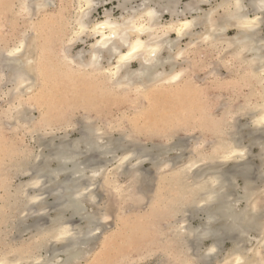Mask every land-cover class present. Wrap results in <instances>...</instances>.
Returning <instances> with one entry per match:
<instances>
[{"label": "bare ground", "instance_id": "1", "mask_svg": "<svg viewBox=\"0 0 264 264\" xmlns=\"http://www.w3.org/2000/svg\"><path fill=\"white\" fill-rule=\"evenodd\" d=\"M110 1L118 3L121 15L115 18L108 10L104 19L95 20L92 12L99 3L95 0H72L75 8L71 18L66 20L69 32L67 37L73 27L79 26L76 22L81 21L89 31L77 41L83 37L93 39L88 51L79 50L80 52L71 54L72 46L67 44L65 37L61 41V54L57 53L56 56L55 53V57L52 56L55 63H50L49 54L36 53L34 42L27 43V39L25 41L23 38L19 41L26 43L22 54L8 56V52L19 42L0 53V95L6 99L3 101L7 105L2 111L0 129L9 124L17 133L29 131L28 135L34 142L31 148L23 144L12 149L0 142V146H3L1 149L6 147L5 156L0 159V264H79L86 256H90L86 247L95 246L98 240L96 231L100 229V219H104L103 212L109 213V208L113 205L112 197H122L125 202L129 200L136 210L141 211L135 210V216L119 219L111 233L103 234L99 251L97 249L101 257L112 250L124 255L128 253L127 248L132 247V251L141 252L145 250L143 247L154 245L158 250L170 249V253H167L171 255H168L170 260L165 258L164 251L161 255L166 260L161 258L159 264H237V261L239 264H264V123L261 122L264 120V23L258 20L251 28L242 24L243 21L256 18L264 20V5L261 0H240V8L236 7V0ZM182 1L186 3L181 5ZM17 2L19 12L21 10L26 16H32L34 12L45 15L53 5V1L50 3L49 0ZM12 5L10 8H13ZM14 6L16 7L15 4ZM206 6L210 8L206 9ZM67 7H70L69 3ZM20 13L18 17L22 16ZM165 15L169 19L163 21ZM185 22L190 27L178 36L172 29H178ZM98 23H107L109 27L92 33L90 28ZM113 25L115 27H111ZM141 25L143 31L137 32L136 29ZM114 31L115 37L112 36ZM101 33L108 37L105 42L107 47L96 43L101 39ZM205 36L209 37L207 41ZM137 40L143 47L133 58L121 63L117 71L115 65L120 56L129 51L130 45ZM183 40L187 41L185 48L181 46ZM65 48L74 64L65 61L62 55ZM152 48L158 49L155 56L150 53ZM201 49L214 53L206 55L216 57L211 64L214 66L212 72L216 74L213 75V80L217 75H220V79L221 76L224 77L222 71L227 69L237 76L233 77L236 78L233 79L236 83L240 81L243 88L249 89V93L244 96L245 100L239 102L241 104L233 106V102V105L227 107L226 103H222L223 109L220 107L218 119L204 114L206 110L197 102V97L186 99V94L181 90L180 94L170 91L181 89L185 83L189 85L185 74L189 68H193L195 62L191 53L194 52L197 58ZM49 50L51 47L47 53ZM189 52L191 53L188 54ZM93 56L96 57L95 60ZM29 61L32 63L29 64ZM108 69L116 71V76L109 75ZM177 72H183L184 75L179 81H172L171 77ZM56 76L66 85L80 84L87 89L89 95L95 96H82L85 91L82 89L81 93L78 92V101H63V93L66 96L68 88L59 89L56 85L55 88L49 87L46 82ZM165 93L172 99L176 93L178 98L184 100L182 109L178 105L180 113L176 112L171 101L167 100V104L163 100V104H166L163 108L162 104L155 101L157 96L161 98ZM131 94L139 99L154 101L149 109L153 119L151 116L150 119L144 117L145 113L141 108L138 109L141 110L137 116L139 119L129 118L132 120L130 123L133 122V126L138 129L144 126L145 130H150L145 133L149 134L151 130L166 125L165 129L169 130L173 125L176 129L187 123V126L195 123L194 126L198 125L199 128L204 123L214 139L208 143V147L203 140L206 143L204 148H201L202 144L199 142L193 144L188 158L183 159L184 156L182 158L180 155L171 158L172 153L183 148L180 143L170 147L162 144L163 146L149 149L139 146L134 138L132 141L135 142H130L135 134L133 130V135L128 132L129 135L127 133L122 136L125 132H119L120 137L113 136L117 127L120 129L123 124L126 125L123 123L125 120L119 122L120 119L117 118L118 123L108 121L106 124L105 121L106 125L100 126L94 115L91 117V113H88L74 126L76 120L74 124L71 121L72 125V118L69 119L71 114L67 116L68 109L98 112L101 103H108L103 99L111 96H115V99L129 95L133 100L137 98L131 97ZM132 102L135 103V100ZM35 110L39 111V117L32 114ZM167 112H176L173 116L169 115V122L162 118ZM168 124L171 126L168 127ZM177 124L181 126L178 127ZM70 129L77 131V138H71L73 131L70 133ZM174 132L173 130V134L164 136L173 137ZM151 133L153 136L154 131ZM110 154L115 156L111 160L114 163L102 167L101 171L98 161ZM8 156L10 159L7 164L5 159ZM125 156L128 157L127 160L124 159ZM226 156H230V159L226 160ZM148 161L153 162L157 177L150 180L151 188L147 189L145 186L149 182L146 181L150 177L146 178L143 166ZM23 178L26 180H21ZM100 178L101 181L98 182ZM13 179L18 180L13 184ZM123 179H130L126 188ZM100 188L109 197L104 206L99 203ZM144 202L147 210L142 211L145 208ZM88 205L93 208L91 213L86 211ZM68 215L85 224L78 226L80 223L77 222V228L74 227ZM46 216L47 222L42 223L41 220ZM29 219H33V223L28 225ZM13 231L20 234L30 231L27 245L22 240L23 245L14 239L15 243L8 242ZM150 231L161 236L157 242H153L155 236L153 241L148 240L146 233ZM62 232H65L63 238L57 241L55 237ZM56 244L61 247H56ZM150 250H153L152 247ZM151 251L150 254L154 256ZM96 252L86 258L87 264H98L101 261L99 256L94 255ZM145 254L147 256V252ZM114 258L116 260L115 256Z\"/></svg>", "mask_w": 264, "mask_h": 264}, {"label": "rangeland", "instance_id": "2", "mask_svg": "<svg viewBox=\"0 0 264 264\" xmlns=\"http://www.w3.org/2000/svg\"><path fill=\"white\" fill-rule=\"evenodd\" d=\"M4 1V2H3ZM18 0H13V2H12V0H10V1H8V0H0V4H2V5H0V8H2L1 10H0V53L2 52H4V50H7L8 48H9V46H10V48H11V46L13 45V47H14V45H16V43L17 42H19L20 40H22V38H23V40L25 39V41H26V39H27V43H29V41H31V42H34V45H36L35 46V50L37 51L36 53H38V54H49V57H51L50 58V63H55V60H53V57H55V55H53V54H55L56 53V56H57V53H59V54H61L60 52V49L62 48V39H64L65 37H67V35H68V29H66V28H68V19L69 18H71L70 17V15L72 16L73 15V13H74V10H73V8H75L74 7V3L72 2V0H61V2H60V0H51V1H53L52 3H53V5L47 10V11H49V12H47L45 15H43V14H41V15H38V14H36L35 12H34V14H33V12L31 13V14H33L32 16H30V15H27L26 16V13L24 14L23 12H21V10H20V12H19V9H18V5H19V2H17ZM51 1L49 0V2L51 3ZM71 1V2H70ZM69 3V6L70 7H67V5H68V3ZM95 2L96 3H99V4H97V6L96 7H94V11L92 12V18L93 19H95V20H102V19H104V17H105V13H106V11H111L112 12V16L113 17H115V18H117V17H119L120 15H121V10L118 8V3L116 2V1H110V0H95ZM103 2H105V3H103ZM186 3V1H182L181 2V5H183V4H185ZM11 4H13L12 5V7L13 8H10L11 7ZM14 4L16 5V7L14 6ZM18 4V5H17ZM73 4V5H72ZM62 5V6H61ZM64 5V6H63ZM72 6V7H71ZM63 7V8H62ZM65 7H67L66 9L68 10H66L65 9ZM9 8V9H8ZM72 8V9H71ZM206 9H209L210 7L209 6H206L205 7ZM17 9H18V12H17ZM64 9V10H63ZM5 11V12H4ZM62 11V12H61ZM10 12V13H9ZM67 12V13H66ZM72 12V13H71ZM15 14L14 16H13V14ZM18 13H20V16H21V14H22V16L21 17H18L17 15H19ZM56 13V14H55ZM70 13V14H69ZM58 14H61L60 16L58 15ZM65 14H67V15H65ZM43 15V16H42ZM47 15V17H45ZM50 15V16H49ZM63 16V17H62ZM42 17V18H41ZM69 17V18H68ZM45 18H47V19H45ZM65 18V19H64ZM68 18V19H67ZM30 19V20H29ZM60 19V20H59ZM62 19V20H61ZM169 19V16H166L165 15V17H164V20L163 21H166V20H168ZM28 20H29V22H28ZM67 20V21H66ZM49 21H51V22H49ZM53 21V22H52ZM27 22V23H26ZM31 22V23H30ZM43 22V23H42ZM49 22V23H48ZM33 23H34V25H33ZM44 23H45V25H44ZM40 24H42V25H40ZM50 24H51V26H50ZM54 24V25H53ZM10 26H12V27H10ZM30 26V27H29ZM34 27L33 28V30H32V27ZM53 26V27H52ZM31 28V29H30ZM49 29V30H46V29ZM43 29V30H42ZM29 30H31V31H29ZM40 31V32H39ZM47 32L48 34H46L45 32ZM50 31V32H49ZM34 32V33H33ZM52 32V33H51ZM54 32V33H53ZM55 32H56V34H55ZM25 33V34H24ZM61 33V34H60ZM231 33V35H233V32H230ZM24 34V35H23ZM46 34V35H45ZM52 36V34H53V36L51 37L50 35ZM59 34H60V36H59ZM48 35V36H47ZM65 35V36H64ZM262 35H264V32H263V34ZM23 36V37H22ZM46 36V37H45ZM48 38L47 40L45 39V38ZM54 37H56V38H54ZM20 38V39H19ZM49 38H51V39H49ZM60 39V40H58V39ZM86 38V39H85ZM172 38H174V36H172ZM41 39V40H40ZM56 39V40H55ZM44 40V41H43ZM82 40H84V41H82ZM82 40H79V41H77V43H74L73 45H71L72 47H71V54L73 53V54H76L77 52H80V51H88L89 49H90V43H92L94 40L93 39H91V38H87V37H83L82 38ZM89 40H90V42H89ZM186 40H183L182 42H181V46L182 47H186ZM36 43V44H35ZM59 43V44H58ZM26 44V43H25ZM45 45V46H44ZM48 46V48H46L47 46ZM61 45V46H60ZM37 47V48H36ZM41 47V48H40ZM51 47V50H49V52L47 53V51H48V49ZM61 47V48H60ZM55 50V51H53V50ZM38 50H41V51H38ZM44 50V51H43ZM80 50V51H79ZM203 52V53H202ZM207 51V49L206 50H204V49H201V51L200 52H198L197 53V55H198V57L196 58V56L194 55L195 53L193 52V53H191V52H189L188 54H193V55H191V57H192V59H194L195 58V62H194V64H193V68L191 67V68H189V70H188V72H186L187 74H185V79L187 80L188 79V84L189 85H187L186 83L184 84V85H186V87H184V85L182 86L184 89H186V91H184V89L182 88V87H180L181 89H178V88H176V89H173V90H170V91H175V92H178L177 94H180L181 92H180V90L182 91V93H185L186 94V99H192L193 97H197V102L203 107V108H205V110H206V112L204 113L206 116H211V118H219L220 117V111H221V108H222V103L224 104V103H226L225 105H227V107L230 105V104H232L233 102H234V104L235 105H233V106H236V104H241L242 103V101L243 100H245L244 98V96H246L248 93H249V89L246 87H244L243 88V84H241V82L239 81V83H240V86H237V85H239V83L237 82H235L233 79H236L237 78V76H234L233 74H231V73H229L228 72V70L227 69H225V70H223L222 71V73H223V75H224V77H222L221 76V79L219 78L220 77V75H217V77L216 78H214V80H213V77L214 76H216V74H215V72H212L214 69V66L213 65H211V64H213L214 63V61H215V59H216V57H215V55L214 56H209V55H206V54H214V53H211V52H208ZM50 54H52L51 56H50ZM53 56V57H52ZM41 57H43V56H41ZM213 57H215V58H213ZM204 58V59H203ZM52 61V62H51ZM187 67V66H186ZM211 67H212V69H211ZM136 68V67H135ZM188 68V67H187ZM229 73V74H228ZM50 75H51V73H50ZM214 75V76H213ZM189 76H190V78H189ZM233 77H236V78H233ZM194 80H192V79ZM228 78V79H227ZM52 79V80H51ZM50 80L51 81H46L47 82V84L49 85V87H52V86H54V88H55V85H56V87L58 86V88L59 89H61V87L62 88H65V87H67L68 89L66 90V96H64V93H63V101H65V102H68V101H71V100H73V101H78V97H77V95H78V92H82V89H84L85 91L83 92V94H82V96H87V95H89L88 93H87V89H85L83 86H81L80 84H73V85H66V83L65 82H60V80H58V76H56V77H52ZM55 79V80H54ZM220 81H219V80ZM223 79V80H222ZM192 80V81H191ZM218 80V81H217ZM222 80V81H221ZM54 81V82H53ZM191 81V82H190ZM232 81H234V82H232ZM193 82V83H192ZM64 83V84H63ZM237 84V85H236ZM193 85V86H192ZM232 85V86H231ZM1 86V85H0ZM70 86V87H69ZM195 86V87H194ZM75 87V88H74ZM242 88V89H240V88ZM189 88V89H188ZM196 88H198V89H196ZM239 88V89H238ZM196 89V90H195ZM200 89V90H199ZM248 89V90H247ZM169 91V92H170ZM194 91V92H193ZM195 91H196V96H195ZM197 91H198V93H197ZM72 92V94H70L69 95V93H71ZM168 92V93H169ZM180 92V93H179ZM188 92V93H187ZM190 92H192V95H194V96H192V95H190ZM241 92H242V95H241ZM248 92V93H247ZM175 94V96H174V99H172V98H169V96L167 95V93H165L163 96L161 95V98H159L160 96H157V98H156V100L155 101H157L159 104H162L161 105V107L163 108L166 104H163L165 101L167 102V104H168V101H171V102H173L174 103V107H175V109H176V112H178L179 111V107L181 108H183V103H184V100H182V99H180V97L178 98L177 97V94L176 93H174ZM80 95V94H79ZM132 95V94H131ZM157 95V94H156ZM189 97H188V96ZM89 96H95V95H89ZM130 96V95H129ZM129 96H127V97H123V96H118V98L117 99H115L116 97L115 96H111V97H108L107 99L106 98H104L103 100H106L108 103L106 104V105H101V104H103V103H101L100 104V106H99V111L97 112V111H93V110H91V112H86V111H83V109H80V110H78V111H69V109H68V115L67 116H69L70 114L71 115H73V116H69V119H71L70 120V123L72 124V122H73V124H74V121H75V125L74 126H76V122L77 121H82L81 119H83V117L82 116H86V114H90L91 115V117L94 115V117H95V120L98 122V124L100 125V126H104V125H106L107 123H108V121H111V122H114V123H118V120H119V122L120 121H122V120H125L123 123H126V125L125 124H123V127L121 126H119L120 127V129H118V127H117V129H115L116 131H115V133L113 134V136H115V137H120V133L122 132H125V133H123V135L122 136H124V135H127V133L129 132L130 134H132V130H133V132L135 133L134 134V136L131 138V141H130V138H129V140L128 141H130V142H135L136 141V143H139V146H146L147 148H149V149H153L154 147H157V146H160V145H162V144H166V145H168L169 147L173 144H176V143H180L181 144V146L183 147L182 149H181V151H179V152H174V153H172L171 155H170V157L171 158H173V157H176L177 155H180V157L182 156V158H183V156H184V158L183 159H185V158H188L189 156H191V153H189V152H191V146L193 145V144H195L196 142H199L200 144H202L201 145V148H204L205 146V144L207 145L206 147H208V143L209 142H211L213 139H214V137L211 135V133H210V131L208 132V126H206V125H204V123H203V126L202 125H200L201 127H203V128H200V126H199V128H198V125L197 126H194V124H192V125H189V126H187L188 125V123H187V125L186 124H184V123H181V124H184V126H182L181 128L179 127V126H181V124L179 125V124H177L178 125V127L179 128H176L175 129V127H174V125L172 126V127H170L171 129H165V127H167V125L166 126H161V128L159 127L157 130H151V132H153L154 131V133H153V136H151V132H149V134L148 133H145L147 130H145L144 129V126H143V128L141 127V128H137V126L135 127V126H133V122L132 123H130V121H132V120H129V118L130 119H133V120H137V116H138V112L139 111H143L145 114H143V116L144 117H147V118H149L152 114H150L149 113V109L151 108V105L153 104V102H151L150 100H148V101H150V102H148L147 100H145V98H144V100L143 99H139V97H137L136 95L134 96V95H132L131 97H137V98H135L134 100H135V103L134 102H132V101H134L133 100V98L131 99ZM199 96V97H198ZM113 97H115V98H113ZM120 97H123V98H120ZM115 99V100H114ZM147 99V98H146ZM233 99V100H232ZM3 100H6L2 95H0V121H2V111H4V109H6L7 108V105H6V103H5V101H3ZM128 100V101H127ZM141 100H143V101H141ZM163 100H164V102H163ZM168 100V101H167ZM201 100V101H200ZM129 101H131V102H129ZM136 101H138V102H136ZM140 101V102H139ZM183 101V102H182ZM124 102V103H123ZM128 102V103H127ZM202 102V103H201ZM239 102H241V103H239ZM5 103V104H4ZM143 103V104H142ZM150 103V104H149ZM121 104V105H120ZM125 104V105H124ZM129 104V105H128ZM132 104H134V105H132ZM136 104V105H135ZM170 104V103H169ZM187 104V103H186ZM203 104V105H202ZM149 107H148V106ZM164 105V106H163ZM178 105H179V107H178ZM207 105V106H206ZM130 106V107H129ZM187 108H189V105L187 104ZM125 107V108H124ZM221 107V108H220ZM102 108V109H101ZM139 108H141V110H138ZM181 108V109H182ZM207 108H209L208 109V111H207ZM3 109V110H2ZM135 109V110H134ZM137 109V110H136ZM223 109V108H222ZM125 110V111H124ZM93 111V112H92ZM159 111H160V109H159ZM70 112V113H69ZM72 112L74 113V114H72ZM86 112V113H85ZM96 112V113H95ZM101 112V113H100ZM108 112V113H107ZM121 112H122V114H121ZM135 112H137V113H135ZM175 112V113H176ZM211 112V113H210ZM67 113V112H66ZM111 113V114H110ZM174 112H167V114L166 115H163L162 116V118L163 119H167L168 120V122H169V115L170 114H172L171 116H173L174 114H175ZM179 113H180V111H179ZM208 115H207V114ZM33 115H35L36 117H39V115H40V113H39V111H37V110H35L33 113H32ZM96 114H98L97 116L98 117H96ZM103 114H108V115H104L103 116ZM110 114V115H109ZM126 114V115H125ZM133 114V115H132ZM134 114H137L136 116L134 115ZM100 115H101V117H100ZM126 117H125V116ZM132 115V116H131ZM66 116V117H67ZM119 116V117H118ZM124 116V117H123ZM76 117V118H75ZM100 117V118H99ZM109 117V118H108ZM113 117V118H112ZM121 117V118H120ZM137 117V118H136ZM144 117H143V119H144ZM152 117V119H153V116H151ZM150 117V118H151ZM167 117V118H166ZM68 118V117H67ZM98 118V119H97ZM111 118V119H110ZM117 118H119V119H117ZM125 118H127V119H125ZM149 118V119H150ZM109 119V120H108ZM117 119V120H116ZM139 119V118H138ZM102 120V121H101ZM126 120H127V122H126ZM179 119H177V122L179 123V121H178ZM72 121V122H71ZM105 121H107L106 122V124H105ZM150 121V120H149ZM192 121V120H191ZM101 122V123H100ZM128 122H129V125H127L128 124ZM104 123V124H103ZM149 123L150 122H148V125H149ZM176 122H173V124H175ZM72 124V125H73ZM164 124V123H163ZM166 124V123H165ZM130 125H132V126H130ZM135 125V124H134ZM160 125H162V124H160ZM10 125L8 124V125H6V126H3V129L1 128L0 129V142L1 143H5L6 144V147L7 148H9V149H12V148H15V147H19V146H22L23 144L26 146V147H28V148H31V146L34 144V142L32 141V139H31V137H30V135H28V133H29V131H26V132H24V131H18V133L17 132H15V130L14 129H12L11 127H9ZM169 126H171L170 124H168V127ZM135 127V128H134ZM163 127V128H162ZM75 129H77L78 127H74ZM102 128H105V127H102ZM150 129L152 128V127H149ZM148 128V129H149ZM195 128V129H194ZM12 129V130H11ZM127 131H126V130ZM142 129H144V130H142ZM165 129V130H164ZM183 129V130H182ZM188 129V130H187ZM7 130V131H6ZM14 130V131H13ZM123 130V131H122ZM129 130V131H128ZM140 130V131H139ZM162 130V132H160ZM163 130H164V132H166V133H164L163 132ZM166 130H168V131H166ZM173 130L175 131L174 133V135H173V137L171 136V137H167L168 135H170V134H173L172 132H173ZM207 130V131H206ZM71 131H73V133L71 134V138L73 137V138H77L78 137V133H77V131L76 130H74V129H70L69 130V132L71 133ZM76 131V132H75ZM142 131V132H141ZM148 131H150V130H148ZM147 131V132H148ZM172 131V132H171ZM188 131V132H187ZM190 131V132H189ZM120 132V133H119ZM141 133V135H140V133ZM168 132V133H167ZM176 132H177V134H176ZM184 132H185V134H184ZM129 133H128V135H129ZM137 133V134H136ZM170 133V134H169ZM144 134V135H143ZM157 136H156V135ZM167 134V136H164V135H166ZM133 135V134H132ZM75 136V137H74ZM143 136H145V137H143ZM148 136V137H147ZM156 136V137H155ZM211 136V137H210ZM108 137V136H107ZM136 137V138H135ZM152 137V138H151ZM196 137V138H195ZM134 138V140L132 141V139ZM150 138V139H149ZM147 139V140H146ZM195 139V140H194ZM209 139H211L210 141H209ZM203 140H205V142L206 143H204V141H203V143H202V141ZM138 141V142H137ZM145 141V142H144ZM189 143V144H188ZM129 144V143H128ZM131 144V143H130ZM140 144H143V145H140ZM28 145V146H27ZM163 146V145H162ZM3 147V146H2ZM1 146H0V152H1V155H0V159H1V157H2V159H3V157L5 156V151H6V147H4L3 149H1L2 148ZM187 148V149H186ZM2 150V151H1ZM4 154V155H3ZM190 154V155H189ZM3 155V156H2ZM113 157H115V156H113V154H110V155H107V156H103V158L101 159V160H99L98 161V163H99V165H100V167L102 168H104L105 166H108V165H110V163L112 164V163H114V162H112L113 161ZM6 158V157H5ZM4 158V159H5ZM181 158V159H182ZM9 159H10V156H8V159L6 158L5 160H7V164H8V161H9ZM181 159H180V161H181ZM112 160V161H111ZM179 161V160H178ZM6 162V161H5ZM6 164V165H7ZM153 166H154V164H153V162L152 161H148V162H145V165L143 166V170H144V173L146 174V178H149V179H147V181L146 182H149V184H147L145 187L147 188V187H149V188H151V185H150V180L152 181V179H153V177L155 176V177H157V174L155 173V170L153 169ZM103 168L101 169V171L103 170ZM110 169H112V167L110 168ZM146 169V170H145ZM155 174V175H154ZM154 177V178H155ZM15 180V181H14ZM17 180L18 179H13V181H12V183L14 184V182L16 183L17 182ZM21 180H26V178H23V179H21ZM99 181H101V178L100 179H98V182ZM125 181V182H124ZM130 181V179H123V182H124V188H126L127 187V184L129 185V182ZM240 183H242L241 181H240ZM150 185V186H149ZM126 186V187H125ZM153 186V185H152ZM148 189V188H147ZM103 192V193H102ZM104 191V189L103 188H100V190L98 191V195H100L101 197H98L99 198V200L101 201V202H99L102 206H104L103 204H105V202L106 201H108L107 200V198H109L108 197V195H107V193ZM1 194H3V193H1ZM113 198V199H112ZM111 198V204L113 203V205L111 206V208H109L110 209V211H108L109 213H106L105 214V212H103V215H104V219H103V217L100 219L101 220V224H100V229H99V231H96V234L99 236V238H98V236H97V241H96V244H94L95 246H91V247H89V248H87L86 247V249H88V253L90 254V256L91 255H93V253H95L96 251H97V249L99 248V246H100V240H101V238H102V236H103V234H107V233H111V231L112 230H114L115 229V225L119 222L118 220L119 219H122V218H127V217H131V216H135L136 214H137V212H139V211H141V210H136V207H134L132 204H131V201H129V200H126V202L124 201L125 199H122V197L120 198V199H117V198H115V197H112ZM119 200V201H118ZM113 201V202H112ZM128 201V202H127ZM133 203V202H132ZM115 204V205H114ZM118 205V206H117ZM145 205H146V203L144 202V207H145ZM135 209H134V208ZM119 209H120V211H119ZM131 209V210H130ZM133 209V210H132ZM147 210V207H145V208H143L142 209V211L143 210ZM88 210H89V212H88ZM122 210V211H121ZM137 212H136V211ZM86 211L88 212V213H91L92 211H93V208L90 206V205H88L87 206V209H86ZM122 212V213H121ZM126 212V213H125ZM121 213V214H120ZM107 215V216H106ZM109 215V216H108ZM119 215H121V217L119 216ZM130 215V216H129ZM52 216V215H51ZM50 216V217H51ZM54 216V215H53ZM69 216V215H68ZM67 216V217H68ZM125 216V217H124ZM105 217H110V219H108L107 221L105 220ZM69 218H70V216H69ZM71 219V218H70ZM74 219V220H73ZM77 218H72L70 221H71V223L74 225V227L76 226V228H77V222L80 220V219H77ZM103 219V220H102ZM32 220L33 219H29L28 221H27V223H28V225L29 224H32L33 222H32ZM46 220V221H45ZM47 220H48V218H47V216L46 217H44V219L43 220H41V222L42 223H46L47 222ZM105 222V223H104ZM114 222V223H113ZM27 223H26V225H27ZM78 223H80L78 226H82V224L84 225L85 223L83 222V221H80V222H78ZM163 223H165V221H163ZM111 226V227H110ZM14 233H11V235H10V237H8V238H10V239H8V242H10V243H15V242H18V243H22V241H23V243L24 244H26L27 243V240L30 238V236H31V233H30V231H28V232H21V234L19 233V232H17V231H13ZM151 232V231H150ZM148 232V234L146 233V235H147V237H148V240H151V241H153L154 239V241L153 242H157V240L158 239H160V235L159 234H157V235H155L156 233H154L153 234V232ZM16 234V235H15ZM101 234V235H100ZM19 235V236H18ZM155 236V237H154ZM158 236H159V238H158ZM14 237V238H13ZM15 237L17 238V239H15ZM153 237H154V239H153ZM13 239H14V241L15 242H13ZM26 239V240H25ZM22 240V241H21ZM6 242H7V239H6ZM23 243L21 244V245H23ZM207 244H208V242H207ZM20 245V244H19ZM27 245V244H26ZM54 246V245H53ZM151 245H149V246H146V247H143V249H145L146 250V252H147V256H146V252H145V250H143V251H132L133 249H132V247H130V248H127V249H125V251L127 250V254H124L123 255V253H121V252H119L118 251V253H117V250H115V251H108L107 252V254H105L106 256H104L103 255V257H101L102 255H99V249H98V251L96 252V254H94V255H97V256H99V260H101V261H99V263L98 264H106V263H108V264H159L161 261H160V259L162 258V260H166L165 258H169V260H170V258L171 257H169V256H171V255H169V254H167V253H170V249H169V251H168V249L166 248L165 250H163L162 248L160 249L158 246V248H159V250L157 249V248H155L156 246H151L152 247V251L150 250V247ZM55 247V246H54ZM56 247H61V246H59V244H56ZM55 247V248H56ZM95 247V248H94ZM227 247H230L229 246V244H227ZM93 248H94V250H93ZM149 250H148V249ZM158 251H156L155 249ZM90 249V250H89ZM118 249H120V248H118ZM131 250V251H130ZM161 250V251H160ZM150 251L151 252H154V256L152 255V254H150ZM157 252V255H155L156 254V252ZM166 253H165V252ZM144 252V253H143ZM148 252H149V254L150 255H148ZM162 252H163V254L165 253L166 255H165V258H164V255H161L162 254ZM115 253V254H114ZM146 256H144L143 254ZM158 253H160V254H158ZM110 254L112 255V256H110ZM133 254H134V256H133ZM109 255V256H108ZM118 255V256H117ZM137 255L138 256H140L141 255V257H142V255L145 257V258H141V257H137ZM169 255V256H168ZM90 256H86L85 257V259H83V260H81L80 262H79V264H85L86 263V258L88 257H90ZM114 256L116 257V260H115V258H114ZM123 256V257H122ZM131 256H133V257H131ZM149 256H151V257H149ZM167 256V257H166ZM44 257H46V254L44 253ZM63 257V256H62ZM107 259H106V258ZM112 257V258H111ZM134 257H136L135 259H137V258H139V259H141V261L140 260H138L137 259V261H135V259L133 260L132 258H134ZM131 258V259H130ZM164 258V259H163ZM108 259H110V261L112 262L113 260H114V262H110ZM118 259V260H117ZM119 259H121V260H119ZM143 259V260H142ZM108 260V261H107ZM103 261V262H102ZM104 261H107V262H104ZM116 261V262H115ZM124 262V263H122V262ZM159 262V263H158ZM92 263V262H91ZM87 264V263H86Z\"/></svg>", "mask_w": 264, "mask_h": 264}, {"label": "snow or ice", "instance_id": "3", "mask_svg": "<svg viewBox=\"0 0 264 264\" xmlns=\"http://www.w3.org/2000/svg\"><path fill=\"white\" fill-rule=\"evenodd\" d=\"M262 5H264V0H261ZM236 7L240 8L241 4H240V0H236ZM81 12H83V8H81ZM149 15H151V13H149ZM260 20L261 23H264V20H262L261 18H256V19H252V20H247V21H243L242 24L244 27H254L257 23V21ZM77 25H79L78 27H73L69 37H66V41L68 45H73L74 43L77 42L78 38H80L82 35H84L87 31H89V28H86L85 25L81 22V21H77L76 22ZM104 27H109V25L107 23L104 24H96L95 27H91L90 31L92 33H96L98 32V30L100 28H104ZM111 27H115L114 25ZM190 27V24L188 22L183 23L178 29H172L173 31L176 32V34L182 35L184 33L185 29H188ZM137 32L143 31V25H141L140 28L136 29ZM101 39L97 40V44L98 45H102L104 47H107V44L105 43L108 40V37L103 36V34L101 33ZM116 33L115 31L112 33V36L115 37ZM204 39L207 41L209 39V37L205 36ZM143 47L142 43L137 40L136 43L130 45V50L127 51L126 53H124L123 55L120 56V60L116 63L115 67L116 70H119L120 64L123 62H126L128 60H130L131 58H133L134 54H136L141 48ZM25 48V43L23 41L19 42L17 44V46L12 50L8 52V56L13 57V56H18L20 54L23 53ZM158 49L157 48H152L150 50V53L152 56H155L157 53ZM62 55H64V59L67 63L69 64H74L75 62L73 60L69 59V55H68V50L67 48L64 49V52L62 53ZM181 56H183V53H181ZM96 57L93 56V60H95ZM177 59H180V57H177ZM29 64L32 63V61L28 62ZM108 74L115 77L116 76V71H112L111 69H108ZM184 75L183 72H177L175 73L171 79L172 81H179L182 76ZM262 123H264V120L261 121ZM240 155H243V153H240ZM125 160L128 159L127 156L124 157ZM225 159H230V156H226ZM95 175V173H94ZM108 219H110V217H105V220L107 221ZM97 231H99V229H97ZM65 234V232H62L60 235H57L55 237V239L58 241L60 239L63 238V235ZM227 264V262H226ZM237 264H239V261H237Z\"/></svg>", "mask_w": 264, "mask_h": 264}]
</instances>
